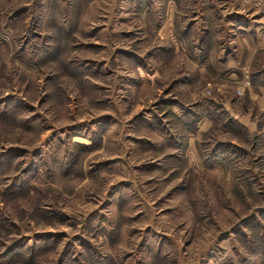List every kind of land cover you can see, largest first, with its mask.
Here are the masks:
<instances>
[{"label":"rangeland","instance_id":"rangeland-1","mask_svg":"<svg viewBox=\"0 0 264 264\" xmlns=\"http://www.w3.org/2000/svg\"><path fill=\"white\" fill-rule=\"evenodd\" d=\"M0 264H264V0H0Z\"/></svg>","mask_w":264,"mask_h":264}]
</instances>
